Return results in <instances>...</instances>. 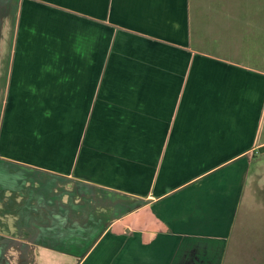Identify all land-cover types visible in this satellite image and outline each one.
Instances as JSON below:
<instances>
[{
  "label": "crops",
  "instance_id": "obj_1",
  "mask_svg": "<svg viewBox=\"0 0 264 264\" xmlns=\"http://www.w3.org/2000/svg\"><path fill=\"white\" fill-rule=\"evenodd\" d=\"M246 5L0 0V264H264Z\"/></svg>",
  "mask_w": 264,
  "mask_h": 264
},
{
  "label": "rangeland",
  "instance_id": "obj_2",
  "mask_svg": "<svg viewBox=\"0 0 264 264\" xmlns=\"http://www.w3.org/2000/svg\"><path fill=\"white\" fill-rule=\"evenodd\" d=\"M245 7L247 12L245 15L241 13V18H244L247 24L245 33L247 35V43L251 45L240 48L242 54L246 53L247 55V63L264 68V0H247V5ZM237 16L235 9H232L228 22H238L239 20H236ZM258 157L261 159L259 162L264 164V156ZM260 199L264 201V192L260 193ZM262 213H264V210H262Z\"/></svg>",
  "mask_w": 264,
  "mask_h": 264
}]
</instances>
